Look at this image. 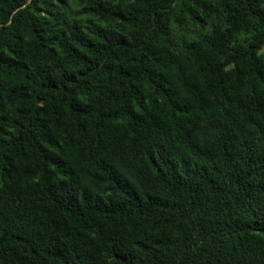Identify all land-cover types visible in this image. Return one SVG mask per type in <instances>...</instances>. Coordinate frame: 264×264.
Masks as SVG:
<instances>
[{"label": "trees", "instance_id": "obj_1", "mask_svg": "<svg viewBox=\"0 0 264 264\" xmlns=\"http://www.w3.org/2000/svg\"><path fill=\"white\" fill-rule=\"evenodd\" d=\"M264 0H0V264H264Z\"/></svg>", "mask_w": 264, "mask_h": 264}, {"label": "rangeland", "instance_id": "obj_2", "mask_svg": "<svg viewBox=\"0 0 264 264\" xmlns=\"http://www.w3.org/2000/svg\"><path fill=\"white\" fill-rule=\"evenodd\" d=\"M261 52L264 53V47H263V49L261 50Z\"/></svg>", "mask_w": 264, "mask_h": 264}]
</instances>
